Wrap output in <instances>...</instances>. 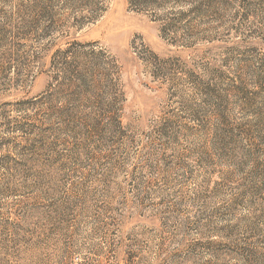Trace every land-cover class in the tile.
<instances>
[{"label": "rangeland", "instance_id": "rangeland-1", "mask_svg": "<svg viewBox=\"0 0 264 264\" xmlns=\"http://www.w3.org/2000/svg\"><path fill=\"white\" fill-rule=\"evenodd\" d=\"M82 1L0 0V264H264V0Z\"/></svg>", "mask_w": 264, "mask_h": 264}, {"label": "trees", "instance_id": "trees-1", "mask_svg": "<svg viewBox=\"0 0 264 264\" xmlns=\"http://www.w3.org/2000/svg\"><path fill=\"white\" fill-rule=\"evenodd\" d=\"M86 1H89V8L90 7H92V8L89 11H87V13H85V14L78 13V15H75L74 18H77L76 19L77 21H75L74 25L78 29H81L85 25H88V24L96 21L106 9L105 8L106 0H86ZM36 2H38L39 8L47 9L46 5H47V3H50L51 0H36ZM179 2H181V0H127L129 9H131L132 11L137 12V13H150L152 15V17H154V18H160L162 16L161 15L162 11H164V9L166 7H168V5L169 6L171 4L175 5V4H178ZM40 3L45 4V6L40 7ZM48 8H50V7H48ZM158 16H160V17H158ZM59 54H61V52L56 54L55 58H57V59L53 60V63H52L54 65V66L52 65L53 70L55 69L54 70L55 77H58L57 79L54 80L55 85L61 79L60 76H63L65 74L64 77H66V79L68 80V83L70 84V87L74 89V92L80 93L85 88L86 89L88 88L89 92H93V93L101 90V87H102L103 83L105 82L104 79H102V77H103L102 73H100L96 69H92L91 66L90 67L88 66V68L80 67V65H77V64H75L74 66H70L68 64L67 59H66L67 57L64 56V58H63V56H59ZM65 54H67V52H65ZM100 75H102V77H100ZM101 79H102V81L100 82ZM82 93H80V95H82ZM40 102H42L41 105L44 104V101H40L39 99L30 101L29 102V103H31L30 106H34L30 110H36V107L39 105ZM74 109H75V107H73V109L69 110L70 114L75 115V113L72 112V111H74ZM27 111H29V109H27ZM8 118L9 117H7L6 119H8ZM6 126L8 127V131L10 133L24 132L25 134L30 135L34 132L33 126L25 124V123L22 124L20 122H15V125L12 127H10L9 124ZM4 146H5V143L1 142L0 143V150L4 149ZM25 157H26V155L22 153V158H25ZM14 161H15L14 159L9 158V157L0 159V166H1V168L8 166V164H10L11 162H14ZM27 189H29V188L27 187ZM43 192H45V193H43ZM3 193H5V192L1 191V195H3ZM49 193H50L49 191H42V190L40 191L39 190V196H41V194L44 196H47Z\"/></svg>", "mask_w": 264, "mask_h": 264}]
</instances>
